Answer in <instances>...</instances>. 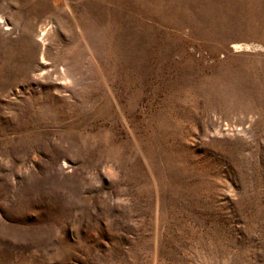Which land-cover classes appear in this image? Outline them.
I'll return each instance as SVG.
<instances>
[{"label": "rangeland", "instance_id": "obj_1", "mask_svg": "<svg viewBox=\"0 0 264 264\" xmlns=\"http://www.w3.org/2000/svg\"><path fill=\"white\" fill-rule=\"evenodd\" d=\"M0 264H264V0H0Z\"/></svg>", "mask_w": 264, "mask_h": 264}, {"label": "bare ground", "instance_id": "obj_2", "mask_svg": "<svg viewBox=\"0 0 264 264\" xmlns=\"http://www.w3.org/2000/svg\"><path fill=\"white\" fill-rule=\"evenodd\" d=\"M242 46L250 47V45H247V44H246V45H245V44L243 45V44H241V43H237V44L235 43V44L233 45L234 48H240V47H242Z\"/></svg>", "mask_w": 264, "mask_h": 264}]
</instances>
